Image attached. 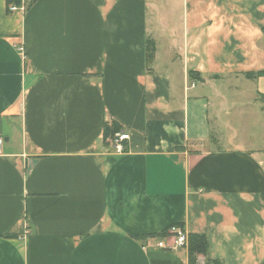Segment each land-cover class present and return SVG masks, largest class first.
<instances>
[{
  "label": "crops",
  "instance_id": "obj_1",
  "mask_svg": "<svg viewBox=\"0 0 264 264\" xmlns=\"http://www.w3.org/2000/svg\"><path fill=\"white\" fill-rule=\"evenodd\" d=\"M21 4L0 0V264H190L145 249L173 224L207 237L195 264H264V140L230 119L264 129V0Z\"/></svg>",
  "mask_w": 264,
  "mask_h": 264
},
{
  "label": "trees",
  "instance_id": "obj_2",
  "mask_svg": "<svg viewBox=\"0 0 264 264\" xmlns=\"http://www.w3.org/2000/svg\"><path fill=\"white\" fill-rule=\"evenodd\" d=\"M7 4H8V8L12 5H15L16 7H20L21 4V0H7ZM148 57L152 58L154 55V44L153 43H149L148 44ZM264 72H258V73H246L245 77L248 80H252V79H257L260 76H263ZM121 133V128L120 126H118V124L116 123H112L110 126L106 125L105 126V130H104V140L105 142L108 144L109 142L111 143V141L115 138L116 134ZM264 197V195H263ZM173 227H181L184 228L182 225L180 224H173L171 225L169 228H167L166 230L162 231L160 234H153L150 237L152 239L154 238H168L170 237V233L169 231L171 230V228ZM138 237V236H136ZM139 238V237H138ZM155 240V239H154ZM208 239L205 235H201V234H189V246H188V253H189V263L190 264H195L197 257L199 255H207L208 253Z\"/></svg>",
  "mask_w": 264,
  "mask_h": 264
},
{
  "label": "built area",
  "instance_id": "obj_3",
  "mask_svg": "<svg viewBox=\"0 0 264 264\" xmlns=\"http://www.w3.org/2000/svg\"><path fill=\"white\" fill-rule=\"evenodd\" d=\"M18 7L10 6V11L17 10ZM24 9V7L22 8ZM21 53L23 48L20 49ZM194 86V85H193ZM130 136L125 133L116 134L115 138L111 141V145L114 151L118 154L126 153V143L129 141ZM4 144L5 140L0 137V156L4 154ZM171 234L168 238H160L159 240H152L146 246V248H158L160 250H175L179 248H188L189 246V233L184 228L173 227L169 231Z\"/></svg>",
  "mask_w": 264,
  "mask_h": 264
},
{
  "label": "rangeland",
  "instance_id": "obj_4",
  "mask_svg": "<svg viewBox=\"0 0 264 264\" xmlns=\"http://www.w3.org/2000/svg\"><path fill=\"white\" fill-rule=\"evenodd\" d=\"M263 104H264V102H263ZM263 108H264V106H263ZM224 118H227V117H224ZM230 119H232V122L234 121V122H237V124L238 123L241 124L239 126L240 127L239 129L242 131V133H240L241 135H244V136L246 134L252 135V133L259 134L258 136H255V137L257 138L258 144H262V141L264 140V129L262 128L261 125L256 124L253 119L250 120L249 116L244 115L241 117V114H236V111H233V114H231ZM230 119L225 121L229 127H230V123H231ZM249 124H252V126H249ZM241 135L238 136V138L242 139ZM248 147H250V146H248Z\"/></svg>",
  "mask_w": 264,
  "mask_h": 264
}]
</instances>
